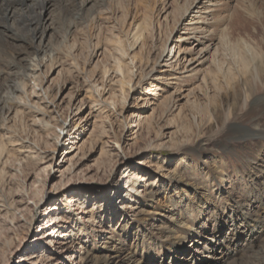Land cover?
<instances>
[{
  "label": "rangeland",
  "instance_id": "374dc122",
  "mask_svg": "<svg viewBox=\"0 0 264 264\" xmlns=\"http://www.w3.org/2000/svg\"><path fill=\"white\" fill-rule=\"evenodd\" d=\"M196 1L76 0L80 13L70 19L46 0L34 41L43 49L39 57L15 63L20 48L6 40L0 54V264H52L49 258L79 264L82 249L96 256L94 264H104L103 248L110 247L104 238L111 235L119 254L107 264H264L254 259L264 256V112L257 110L253 120L241 103L236 116L230 113L213 61L233 16L252 3L263 12L264 0ZM195 2L208 12L196 26L208 30L209 40L198 34L175 46L189 52L178 80L162 67L147 77L165 45L186 39L195 27L201 15L188 14ZM134 26L147 29L139 41ZM242 32L256 35L243 34L252 47L264 46L257 23ZM246 94L253 104L257 96ZM256 128L261 140L238 139ZM133 172L142 177V197L130 201ZM126 195L132 208L124 214L116 204ZM53 214L65 220L69 234L54 255V237L46 236ZM142 238L151 250L139 247ZM72 242L77 253L65 252ZM132 255L131 262L119 261Z\"/></svg>",
  "mask_w": 264,
  "mask_h": 264
},
{
  "label": "bare ground",
  "instance_id": "6f19581e",
  "mask_svg": "<svg viewBox=\"0 0 264 264\" xmlns=\"http://www.w3.org/2000/svg\"><path fill=\"white\" fill-rule=\"evenodd\" d=\"M52 1L57 5L62 15H64L66 18L67 17L72 18L73 16L77 17L80 13L78 6L76 4V0H52ZM196 2L193 4L192 7L188 9V14L196 13V14L201 15L199 16V18H197L196 16L194 17L193 21H195L194 22L195 27L192 28L188 33L186 32L187 33L186 39H180V40L174 39L171 42L172 44L165 45L163 49V53L158 59V62L155 64V66L150 71V73L147 75V77H149L151 74L152 75L154 74V72L157 70L156 67H159V68L162 67L167 70L166 72H164L165 76H166V73H171L170 75H167V76L173 77L174 80L179 79V78H175L176 76L180 74L178 67L180 63L182 62V60H184L185 55H187V53L189 52L185 51V53H182V52L178 53L176 51L175 46H177L178 43L182 44V42L186 43L188 40L196 39L198 34L202 35L208 32V30H206L204 33H200L201 31L203 32L205 28L203 29V26H196V25H201L200 23H203L201 22V20H204L203 16L205 15V13H208V12H203L201 8H199L200 4L195 5ZM45 3H46V0H0V54L2 55L3 53L5 54V47H6L5 42L6 40H10L9 38H12L15 41V43L18 44L20 48L18 52H15L17 54L16 59H14L15 63L17 62L16 60L20 61L21 59L26 58V57H29V58L32 56L35 58L39 57L40 53L43 52V49L36 46L34 41L40 34V26H41V20H42L41 18L42 14L40 13V10H45L46 8ZM243 3L247 4L245 0H243ZM262 6L264 7V3L262 4ZM242 7H243L244 12L240 13L238 11V13H236L233 16V20L231 22L230 27L228 29L225 28L224 30H222V35H221V40H220V45H221L220 51L221 52L219 51V59L217 60L216 58L213 57V61H215V65L217 67V72H218V78L220 80L219 81L220 83L218 84L219 88H222L225 91L224 92L225 94H223L224 107L228 110L232 109V112L230 113L236 116V112L239 108V104L241 105V103H243L244 108L247 109L246 116L252 115L251 119L254 118L253 120H256L255 115L253 114L257 110H262V112H264V96L259 97L257 93L254 91V90H257V91L264 90V46H260L259 50L257 48L252 47L251 44H248L243 34H248V36H256V35L252 33H248V32H242V31L254 26L256 23L260 27L264 28V10L263 12L259 11L258 10L259 8H256L253 5V3L252 5L248 7L246 5ZM238 8L240 7L238 6ZM10 21H13L14 23L13 25H15V28L10 24ZM73 21L75 22V20ZM140 26H137V27L134 26V32H135L134 38L137 41H139L140 38L143 36V32L147 30L145 27L142 26L143 28H141ZM204 36H205L204 37L205 40H209L207 38V36H209L208 34H205ZM115 39H116V43H121L120 38H115ZM199 43H202L201 40H199ZM210 46H211L210 44L203 45L202 50L200 51V53L197 54L198 57L202 58V55L204 54L206 55V53L210 49L209 48ZM260 54H262V56H260ZM195 60H196V57H195ZM192 61H194V59ZM208 61L209 60H207V62ZM39 66L40 64L39 65L37 64L36 67H39ZM187 69L189 68H185L184 71ZM1 72L2 71L0 70V75H1ZM246 92L250 93L253 96H257L253 104L248 105L249 96H247L248 94H246ZM229 100H234V102H226ZM239 134L240 136L238 139L243 141L244 143L248 142L249 139L257 141L263 138L262 133L257 132V128L253 130H248L245 132H240ZM140 182H142V177H138L133 172L130 177V180L127 182V185L131 184L130 189L127 190L128 191L127 195L128 197H130L129 198L130 201H133L134 198L138 199L142 197V193L140 192L139 189H137V186L138 184H140ZM127 195L126 197L123 198V200L120 199L117 204H116L117 200L113 204V207L115 204L116 206L120 205L119 208L117 207V209L124 211V214H125V211H128V209L132 208V207L126 208L125 206ZM80 202L81 201L77 202L78 208L82 209V213L84 215L87 214L86 218H88L90 212L87 211L86 209L87 206L84 204L82 205V203ZM54 211H57V209L55 208ZM54 211L51 212V214L54 213ZM53 216L54 214L51 215V218ZM80 221L82 222L83 220L80 219ZM173 221H174V218H173ZM48 222H49L48 223L49 226H47L46 229L51 230V231L47 232L46 236L54 237L51 239V242H49L51 246V250L53 252L51 254L54 255L56 254L57 250L60 251L62 248L65 247V245L67 244L66 236H69V234L66 233L67 227L64 226V224H66L65 220L61 218L58 214L52 219H50ZM91 222L92 221L89 220L87 223H91ZM257 226L259 225L256 224V227ZM55 235H57V240L55 238ZM70 237H71V234H70ZM189 237H191V235L188 236V238ZM116 238L117 237H114V235H111L110 237L105 236L104 238L106 244H110V247L106 245L103 248L102 253H104L106 256L105 257L106 261L104 262V264H107V262H109V259L111 258L112 254H117V255L119 254V250H117V244H116L117 239ZM197 238L198 237L196 236V239ZM140 241H141L139 244L140 248H142L144 251L151 250V246L149 248V246L147 245L146 239L142 238ZM76 249H78V247L76 246V243L72 242V244L68 247V249L64 251L68 252V251L73 250L75 251V253H77ZM80 249L82 248L80 247ZM135 249H138V246H135ZM82 250H85V249H82ZM82 250L78 251L77 259H79V262H80L79 264H94V262L96 261V256L87 250H86V253H83ZM260 256H261L260 254L259 255L257 254L255 255L254 259L256 261H262L264 263V258H263L264 256H261V257ZM127 259L129 262H131L133 260V255L126 256L124 259H120L119 261L121 263H124L125 261H127ZM49 260H51L52 264L58 261L56 258H49ZM118 263L119 262H115L114 264H118ZM33 264H36V262H34Z\"/></svg>",
  "mask_w": 264,
  "mask_h": 264
}]
</instances>
